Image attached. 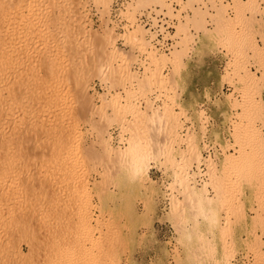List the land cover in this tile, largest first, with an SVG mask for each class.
<instances>
[{
	"label": "rangeland",
	"instance_id": "374dc122",
	"mask_svg": "<svg viewBox=\"0 0 264 264\" xmlns=\"http://www.w3.org/2000/svg\"><path fill=\"white\" fill-rule=\"evenodd\" d=\"M177 1L193 13L164 54L136 15L151 6L173 15L167 0H131L126 30L111 24L114 0H0V151L6 141L15 155L0 157V264H264V0ZM209 78L215 97L207 90L198 104L203 93L189 87ZM187 90L194 110L182 103ZM222 109L229 124L224 141L215 134L223 154L210 161V194L191 169ZM181 116L191 122L186 139ZM114 127L130 134L124 147L112 143ZM136 143L137 160L124 154ZM139 156L147 175L135 169ZM248 218L240 241L236 226Z\"/></svg>",
	"mask_w": 264,
	"mask_h": 264
},
{
	"label": "built area",
	"instance_id": "2783aa9c",
	"mask_svg": "<svg viewBox=\"0 0 264 264\" xmlns=\"http://www.w3.org/2000/svg\"><path fill=\"white\" fill-rule=\"evenodd\" d=\"M130 0H114L112 16L114 22L116 23L118 29L124 30L126 25L129 23L128 20L124 19L121 15V11L125 9L126 4ZM183 2L186 0H182ZM230 1V0H229ZM168 3L174 8V14L179 13V16L176 17L174 15H170L166 8H162L161 6H156L153 8H146L136 15V20L139 24H141L147 30V37L150 40V43L161 52L169 53L175 46H178L179 37L177 35V27L180 19L184 20V16L187 14H191L192 11L189 8L182 9L181 3H178L175 0H168ZM219 95V94H218ZM161 99H156L155 105L160 106ZM205 103V102H204ZM204 103H202L204 105ZM203 107V106H202ZM207 112V110H206ZM210 116L209 112H207ZM221 113V119H217L215 117H211L208 122V131L206 137H201L200 143H202V155L206 158L209 156H213L214 158H219L222 156L223 152L219 145H215V131H218L220 142L222 140L221 136H223V131L226 128L228 123L227 115L223 116V112ZM194 123L196 125L197 130L200 127L201 122L194 118ZM191 126V122L185 121L182 128V134L184 138H186V134L188 131V127ZM219 127L216 129L215 127ZM120 128L114 127L112 129V136L115 144H119L120 142ZM228 134V130H227ZM229 136V134H228ZM124 141V140H123ZM122 145V144H121ZM201 166V164H200ZM197 173L200 170L194 166ZM203 172L206 171V165L203 164L201 166ZM197 179H201V176H198ZM232 264H245V261L241 259V257H237V259L233 260Z\"/></svg>",
	"mask_w": 264,
	"mask_h": 264
},
{
	"label": "bare ground",
	"instance_id": "6f19581e",
	"mask_svg": "<svg viewBox=\"0 0 264 264\" xmlns=\"http://www.w3.org/2000/svg\"><path fill=\"white\" fill-rule=\"evenodd\" d=\"M131 1V0H130ZM130 1H128V5L130 4ZM175 1H177V0H175ZM202 1H207V0H202ZM178 2V1H177ZM183 2V1H182ZM184 2H186V1H184ZM226 2H228L229 4H231L232 2H231V0L229 1V0H226ZM225 1H224V3H226ZM167 3H168V0H167ZM179 3V2H178ZM126 4V7H125V9L127 10V7H128V5ZM170 6H171V4L170 3H168ZM182 5V9H185L186 7H185V5L183 6V4H181ZM209 7H210V5H208ZM154 6H151V7H149V8H153ZM184 7V8H183ZM171 8L172 9H174L172 6H171ZM125 9H123L121 12L124 14L126 11H125ZM112 10H113V6H112ZM192 11V10H191ZM210 12H213V10H209ZM228 11H229V13L231 14L232 12H230L231 11V8H229L228 9ZM173 15L174 16H176V17H178L179 16V13L177 12V13H175L174 14V10H173ZM193 13V12H192ZM122 15V14H121ZM192 14H187L186 16H184V20H186V18L187 17H189V16H191ZM123 17V16H122ZM125 19V18H124ZM206 19H207V21H211V18L208 16V17H206ZM184 20H182V19H180V21L179 22H183ZM111 24L113 25V27H115L116 28V30H117V25H116V23L114 22V19H113V16H112V21H111ZM136 24H138L139 26H141V27H143L141 24H139L138 22H137V20H136ZM178 25H179V23H178ZM208 26H210V25H208ZM132 26H131V23L129 22L127 25H126V29H128V28H131ZM144 28V27H143ZM126 29H124V30H126ZM145 29V28H144ZM146 30V29H145ZM147 31V30H146ZM192 31H193V29H192ZM194 33V32H193ZM153 45V44H152ZM30 46V45H29ZM6 48V47H5ZM153 48H155L154 46H153ZM176 48H178V46H175L174 47V49H172L169 53L167 52V53H165V52H161V51H158L156 48V50L158 51V52H160V53H164V54H171ZM44 49V48H43ZM35 56V55H34ZM43 63V62H42ZM44 67V66H43ZM166 69V68H165ZM27 73V72H26ZM163 73H164V75H166V73H165V70L163 71ZM32 75V74H31ZM34 76V75H33ZM26 77V76H25ZM28 77V76H27ZM23 81V80H22ZM24 82V81H23ZM43 82H44V80H43ZM44 84V83H43ZM26 86V85H25ZM38 87V86H37ZM36 87V91H35V93H37V96H35V98L38 100V109L37 110H42V111H44L43 109H44V87H42L41 89H39V87L37 88ZM22 90V89H21ZM28 90V89H27ZM35 90V89H34ZM157 90V89H156ZM26 91V90H25ZM23 92V91H22ZM34 93V94H35ZM12 94H14V93H12ZM158 94V92L157 91H155V93H154V99H153V107L154 108H159V106H156L155 105V101H156V99H157V97L156 96H159V94ZM0 97H2V96H0ZM7 97V96H6ZM5 98V97H4ZM10 99V98H9ZM13 100V99H12ZM26 100V99H25ZM2 101V100H1ZM1 101H0V103H1ZM34 102V101H33ZM36 102V101H35ZM2 104V103H1ZM36 105H37V103H36ZM5 106V105H4ZM143 106H145V103H143ZM1 107V106H0ZM1 109V111H3L2 110V108H0ZM177 112V111H176ZM2 114H4L3 112H1ZM41 113V112H40ZM177 113H179V111L177 112ZM32 114H34V113H32ZM31 114V115H32ZM5 115H6V113H5ZM7 117H8V115H6ZM11 116V115H10ZM39 117L41 116L40 114L38 115ZM0 117H2V116H0ZM39 117H38V119H39ZM193 117V116H192ZM32 118H34V116L32 117ZM37 118V117H36ZM3 119V118H2ZM7 119V118H6ZM179 120L182 122V127H181V131H180V136L182 137V139H186V138H184V135L181 133L182 132V128H183V124H184V122L187 120V118L185 117V116H181L180 118H179ZM5 121V120H4ZM44 123V122H43ZM39 125V124H38ZM44 127V126H43ZM206 127H207V125H205V129H206ZM118 128H120V127H118ZM38 131V130H37ZM207 131H208V128H207ZM12 134V133H11ZM215 134H219L218 133V131H215ZM119 135H120V142H119V144H115L114 143V139H113V136H112V143L115 145V146H119V147H124L126 144H127V142H126V139L130 136V134H128V133H124V132H122L121 131V129H120V132H119ZM187 135V134H186ZM3 136V135H2ZM11 136V135H10ZM5 137V136H4ZM7 139V138H6ZM2 140V139H1ZM4 140H5V138H4ZM124 140V141H123ZM219 140H220V138H219ZM13 142V141H12ZM3 143H6L7 145V147H6V149H5V147H3L2 149H1V151H0V157L3 159V158H5V159H8V157H9V159H13L12 158V156H13V153L11 154L12 156H8V152H10L12 149H13V147H11V150L9 149L10 148V146H8L9 145V143L8 142H6V141H4ZM11 144V143H10ZM41 144V143H40ZM122 144V145H121ZM24 145V144H23ZM4 146V145H3ZM138 146H139V148H138ZM137 146V143L136 144H134L131 148H128L127 149V151H125V153L124 154H126V155H129V156H131L132 155V157L131 158H133L134 156H136V157H134L135 159L136 158H138V156H137V154L141 151H139V149H140V145H138ZM9 147V148H8ZM35 148V147H34ZM36 148H38L37 146H36ZM41 148V147H40ZM201 148H202V143H201ZM4 149L5 150H8V151H4ZM25 149V148H24ZM34 150V152H36V153H38L39 154V152L41 153L42 151H40L39 150V152L37 151V149H33ZM36 150V151H35ZM3 151V152H2ZM22 151V150H21ZM25 151V150H24ZM23 151V152H24ZM139 151V152H138ZM230 152H234V151H232V148L229 150ZM12 152V151H11ZM19 152V151H18ZM32 153H33V151H31ZM31 152H30V154H31ZM143 152V151H142ZM142 152H141V154H142ZM2 153V154H1ZM35 153V154H36ZM68 153V152H67ZM15 154V153H14ZM18 154V153H17ZM20 154L22 155V153L20 152ZM19 154V155H20ZM44 154V153H43ZM42 154V155H43ZM74 154V153H73ZM10 155V154H9ZM32 155V154H31ZM34 155V154H33ZM70 155V154H69ZM139 155V154H138ZM4 156V157H3ZM15 156V155H14ZM13 156V157H14ZM28 157H29V155H27ZM34 156H36L37 158H39V155L37 156V155H34ZM145 156V155H144ZM203 156V155H202ZM7 157V158H6ZM16 157H19V156H16ZM15 157V158H16ZM22 157V158H21ZM20 157V159H23V156H21ZM125 157V156H124ZM140 157V156H139ZM141 157H143V156H141ZM141 157H140V159H138V162L136 161L135 163L133 162V159H132V162L135 164V166H136V163L138 164L136 167H135V169H136V171H137V173L138 174H142V175H147V172H148V168H149V165H148V159L146 158V159H141ZM1 158H0V162L2 161L1 160ZM14 158V159H15ZM42 158V157H41ZM40 158V159H41ZM149 158V157H148ZM19 159V158H18ZM218 159H220V157L219 158H214L213 156H209V157H204L203 156V162L201 163V166L203 165V164H205L206 165V171L205 172H203V169H201V166L200 165H198V163H195L194 165H193V167H192V169H191V174H192V172H193V174H192V176H194V180H192V182H193V184L194 185H196V186H198V187H204V188H207V190L210 192V194L211 193H213V190L211 189V184H210V176L209 175H211V167L213 166V165H215V164H212L211 166H210V161H212V162H215V163H217V161L216 160H218ZM4 160V159H3ZM23 160H25V159H23ZM29 161L31 160V159H28ZM27 160V161H28ZM34 160V159H33ZM39 160V159H38ZM42 160V159H41ZM137 160V159H136ZM22 161V160H21ZM20 162V161H19ZM35 162V161H34ZM2 163H3V161H2ZM31 163V162H30ZM38 163V162H37ZM39 163H41V162H39ZM26 165V164H25ZM28 165V164H27ZM194 166H196V168L197 169H199V167H200V170H199V172L197 173V171L195 170V168H194ZM6 167V166H5ZM26 167V166H25ZM29 167V166H28ZM1 168V167H0ZM2 168H3V165H2ZM24 167H22V169H23ZM27 168V167H26ZM133 168V167H132ZM16 169V168H15ZM21 169V170H22ZM135 169L133 168V170L135 171ZM12 170V169H11ZM10 170V171H11ZM41 170V169H40ZM28 171V170H27ZM135 171V172H136ZM2 172V171H1ZM12 172V171H11ZM43 172V171H42ZM22 173V172H21ZM3 174V173H2ZM1 174V175H2ZM6 174V173H5ZM8 174H10V173H8ZM0 175V176H1ZM19 175V174H18ZM2 176H4V174L2 175ZM41 176V175H40ZM198 176H201V179H197V177ZM19 177V176H18ZM22 177V176H21ZM24 177V176H23ZM22 177V178H23ZM34 177V176H33ZM41 177H44V174H42V176ZM5 178V177H4ZM4 178H2V179H4ZM11 178V177H10ZM7 178H5V180H6ZM9 179V178H8ZM7 179V180H8ZM20 179V178H19ZM44 179V178H43ZM16 180V179H15ZM40 180H42V179H40ZM14 181V180H13ZM20 181V180H19ZM35 181V180H34ZM37 181H39V180H36V182ZM0 182H2V181H0ZM4 182V181H3ZM35 182V183H36ZM43 182V181H42ZM42 182L41 181H39V183H40V185L42 184ZM7 183H8V181H7ZM33 183V182H32ZM38 183V184H39ZM1 184V183H0ZM4 184V183H3ZM24 184V183H23ZM34 184V183H33ZM14 185V184H13ZM36 185H37V183H36ZM35 185V186H36ZM39 185V186H40ZM44 185V184H43ZM2 186V185H1ZM22 186V185H21ZM32 188V187H31ZM35 188V187H34ZM39 188H41V187H38V189ZM19 189V188H18ZM24 189V188H23ZM0 190L2 191L3 189H1L0 188ZM20 190H22V189H20ZM27 189H25L24 191H26ZM36 190V189H35ZM42 190V189H41ZM4 191V190H3ZM3 191H2V193H3ZM23 191V192H24ZM30 191V190H29ZM34 191V190H33ZM43 191V190H42ZM17 192H19V191H17ZM1 193V192H0ZM26 193H27V191H26ZM19 194V193H18ZM28 194V193H27ZM34 194V193H33ZM39 194V193H38ZM3 195V194H2ZM192 195H194V198L196 199V203L195 204H197V206H198V208H201V206H202V201L200 200L201 198H198L199 197V195L197 196V194L195 193V192H193L192 193ZM25 196V195H24ZM29 196V195H28ZM197 196V197H196ZM10 197V196H9ZM14 197V196H13ZM31 197V196H30ZM1 198V197H0ZM6 198H8V196H6ZM11 198H12V196H11ZM27 198V197H26ZM13 199H15V198H12L11 200H13ZM10 199H8V201H9ZM18 200V199H17ZM22 200V199H21ZM5 201H7V199L5 200ZM10 202V201H9ZM12 202V201H11ZM18 203H19V201H17ZM22 202V201H21ZM24 202V201H23ZM13 203V202H12ZM11 203V204H12ZM25 203V202H24ZM31 203V202H30ZM2 204V203H1ZM5 204V203H4ZM10 203H9V205H11ZM22 204V203H21ZM7 205H8V202H7ZM25 205V204H24ZM23 205V206H24ZM5 206V205H4ZM15 206V204H13V207ZM20 206V205H19ZM22 206V205H21ZM2 207H3V205H2ZM6 207H8V206H6ZM12 207V206H11ZM25 207V206H24ZM33 208V207H32ZM6 209V208H5ZM22 209V208H21ZM31 209V208H30ZM0 210H1V208H0ZM9 210V209H8ZM7 210V211H8ZM14 210V209H13ZM13 210H12V212H13ZM28 210V209H27ZM6 211V210H5ZM29 211V210H28ZM215 211V210H214ZM213 212V211H212ZM212 212H208V218L210 219V221L212 222V223H215V221H216V215L214 214V213H216V212H214V213H212ZM8 213V212H7ZM10 213V212H9ZM26 213V212H25ZM43 213V212H42ZM41 213V214H42ZM17 214V213H16ZM18 215V214H17ZM20 215H21V213H20ZM22 215H24V214H22ZM13 216V215H12ZM15 216V215H14ZM13 216V217H14ZM3 217V216H2ZM21 217V216H20ZM34 217H35V215H34ZM0 218H1V216H0ZM3 218H5V217H3ZM12 218V217H11ZM18 218V217H17ZM24 219V218H23ZM0 220H3V219H0ZM13 221H15V219H13ZM14 223V222H13ZM25 223V222H24ZM30 224V223H29ZM27 225V224H26ZM21 229V228H20ZM16 230V229H15ZM22 230V229H21ZM19 231V230H18ZM20 232H22V231H20ZM22 234V233H21ZM236 259H237V257H236ZM232 262H233V260L231 261V264H232Z\"/></svg>",
	"mask_w": 264,
	"mask_h": 264
},
{
	"label": "crops",
	"instance_id": "0c3cea01",
	"mask_svg": "<svg viewBox=\"0 0 264 264\" xmlns=\"http://www.w3.org/2000/svg\"><path fill=\"white\" fill-rule=\"evenodd\" d=\"M201 40L202 41H207V39L208 38H206V36H204L203 34H201ZM202 45V44H201ZM199 46H200V44H199ZM212 49H213V45H212ZM224 53L225 52H223L222 50L220 51V50H218V49H216V57L214 56L213 57V59H212V61H215V63H214V65L215 66H222L223 65V62H224V60H225V56H224ZM210 56H213V55H210ZM194 62H190L189 63V69L188 70H190L189 71V74H190V72H192V70L194 69L195 70V68H194ZM192 78V80H193V78L194 77H191ZM208 81H210L211 83L209 84L210 86H199L198 84L196 85V86H192L191 85V87H189L190 89H196V90H198V91H201L200 92V95H201V93H203V95L200 97V100H198L196 103H198V104H200V103H202V102H204L205 100H206V97H207V95H206V92H207V90H210V96L212 97V96H214L215 97V95H214V93L216 92V89H213L214 87H218L217 85L215 86V82H217L218 83V80L217 79H214V78H209L208 79ZM188 88V89H189ZM209 88V89H208ZM218 93H219V91H218ZM189 94H190V91L189 90H187L186 92H184L183 93V95H182V103L185 105V107L186 108H189V109H193L194 110V107H196L198 104H196V103H194V105H193V103H191V102H189L188 101V97H189ZM205 98V99H204ZM221 112H223V114L226 112V110H223L222 109V111ZM214 115L216 116V118L217 119H221V113L220 112H218V110H214ZM220 113V114H219ZM196 118H197V115L195 114L194 115ZM214 116V117H215ZM216 129H219V127L217 126V127H215ZM246 208H247V210H249V202H247V204H246ZM250 225H251V219L250 218H248L245 222H242L240 225H238V226H236V238L238 239V240H240L241 241V238L242 237H244L245 235H246V231H247V229H249V227H250Z\"/></svg>",
	"mask_w": 264,
	"mask_h": 264
}]
</instances>
